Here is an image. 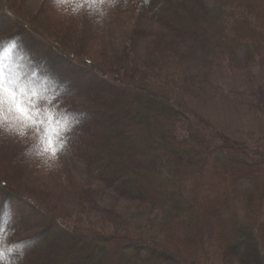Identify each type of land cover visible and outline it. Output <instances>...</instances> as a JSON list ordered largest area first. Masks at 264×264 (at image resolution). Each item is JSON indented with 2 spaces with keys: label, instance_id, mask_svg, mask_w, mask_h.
<instances>
[{
  "label": "trees",
  "instance_id": "obj_1",
  "mask_svg": "<svg viewBox=\"0 0 264 264\" xmlns=\"http://www.w3.org/2000/svg\"><path fill=\"white\" fill-rule=\"evenodd\" d=\"M50 6L38 16L0 0V54L17 44L9 63L79 119L59 159L33 133L0 149L6 247L28 243L14 264H212L215 239L223 264H264V149L215 127L190 98L197 68L173 73L165 60L187 40L264 56V0H122L118 9L152 21L145 55L103 44L98 8Z\"/></svg>",
  "mask_w": 264,
  "mask_h": 264
},
{
  "label": "rangeland",
  "instance_id": "obj_2",
  "mask_svg": "<svg viewBox=\"0 0 264 264\" xmlns=\"http://www.w3.org/2000/svg\"><path fill=\"white\" fill-rule=\"evenodd\" d=\"M18 1L19 4L24 3L30 13L38 16H41L46 9H50V5H56L55 0ZM105 8L109 10L106 12L98 8L100 15H104V23L100 31L101 37L106 40L103 44L108 45L109 43L110 48H118L119 51L135 49L139 52L138 54L145 55L147 43L155 40L152 37V21L143 19L141 14L120 10L117 6L106 5ZM57 15L59 16H55L58 19L62 18L60 16L62 14ZM66 18L67 16L64 15L63 20ZM92 22H95V27ZM96 24L97 20L92 19L89 24L85 25L88 28L87 38H93L92 34L97 30ZM3 25H6L5 21L2 22ZM187 43L189 47L184 49L182 54L179 47H174V50L166 55L165 60L169 65L166 69H171L175 73L182 67L197 68L198 80L192 82L193 92L191 90L189 93L192 104L202 110L219 130L264 149V56L261 55L262 51H259L260 54L253 55L248 46H244L240 50L222 48L220 54H216L209 52L207 47L205 48L204 44L200 45L199 42L187 40ZM171 49L169 47V50ZM177 51L182 55L180 59H184L181 63L180 59L175 57ZM46 53L43 54L47 56ZM43 54L38 53L37 56H31L33 62L36 63L39 59L44 61ZM208 54L211 58L213 57L214 64H208ZM33 62L31 61L32 65H34ZM57 69L63 70L62 65L57 64ZM64 71L69 72L66 69ZM58 108L64 111V108ZM20 137L19 131L0 127V149L12 152L22 147L25 143ZM10 162V159L6 160V163ZM34 168H36L35 165ZM40 178L43 182L47 181L48 184H52L53 178L47 175L40 176ZM107 197L115 204H125L124 197L115 190L109 191ZM21 208L28 215L32 213L27 206ZM95 212H98V209ZM27 235V237H32L35 234ZM216 240H213L210 246L211 262L212 264H223L225 252Z\"/></svg>",
  "mask_w": 264,
  "mask_h": 264
},
{
  "label": "snow or ice",
  "instance_id": "obj_3",
  "mask_svg": "<svg viewBox=\"0 0 264 264\" xmlns=\"http://www.w3.org/2000/svg\"><path fill=\"white\" fill-rule=\"evenodd\" d=\"M17 48L18 45L13 44L7 49V56L0 54V127H8L25 135L35 134L40 141L39 147L59 157L67 146L65 136L79 123V119L53 107L49 102L55 98L42 92L33 81L17 72L15 66L9 63ZM13 230L10 218H0V264H14L10 253L23 251L27 247L25 243L6 247V240Z\"/></svg>",
  "mask_w": 264,
  "mask_h": 264
},
{
  "label": "clouds",
  "instance_id": "obj_4",
  "mask_svg": "<svg viewBox=\"0 0 264 264\" xmlns=\"http://www.w3.org/2000/svg\"><path fill=\"white\" fill-rule=\"evenodd\" d=\"M55 3L62 11L74 9L76 13H79L85 10L86 7H91L93 10L99 8L107 12L109 9L105 8L106 5L111 7L119 6L122 0H55ZM57 159H59V157H57ZM25 244L27 245L24 249L26 251L28 243L25 242Z\"/></svg>",
  "mask_w": 264,
  "mask_h": 264
}]
</instances>
